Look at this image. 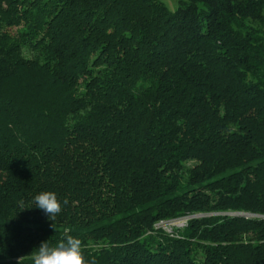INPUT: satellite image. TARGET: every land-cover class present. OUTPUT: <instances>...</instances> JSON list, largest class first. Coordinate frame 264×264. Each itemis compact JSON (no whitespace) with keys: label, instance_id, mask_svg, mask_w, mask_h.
Returning <instances> with one entry per match:
<instances>
[{"label":"trees","instance_id":"trees-1","mask_svg":"<svg viewBox=\"0 0 264 264\" xmlns=\"http://www.w3.org/2000/svg\"><path fill=\"white\" fill-rule=\"evenodd\" d=\"M65 231L95 264H264V0H0V264Z\"/></svg>","mask_w":264,"mask_h":264},{"label":"clouds","instance_id":"clouds-1","mask_svg":"<svg viewBox=\"0 0 264 264\" xmlns=\"http://www.w3.org/2000/svg\"><path fill=\"white\" fill-rule=\"evenodd\" d=\"M35 207L43 210L48 219L51 220L52 227L56 230L54 221L62 211L61 201L58 199L54 191H41L33 198ZM64 205L68 204V200L63 201ZM30 207H22L21 210ZM32 264H95V258L86 259L82 240L68 231L62 239L54 246L48 243V240L42 241L39 247L31 252ZM18 264H21L19 258Z\"/></svg>","mask_w":264,"mask_h":264},{"label":"built area","instance_id":"built-area-1","mask_svg":"<svg viewBox=\"0 0 264 264\" xmlns=\"http://www.w3.org/2000/svg\"><path fill=\"white\" fill-rule=\"evenodd\" d=\"M190 217H184V218H180V219H177V220H171V221H169V222H162V223H166V224H170L168 227L169 228H167L166 227V229L168 230V231H172V228L173 227H180V228H182V227H184V226H186V224H187V222H188V219H189ZM184 221H186V222H184Z\"/></svg>","mask_w":264,"mask_h":264},{"label":"rangeland","instance_id":"rangeland-1","mask_svg":"<svg viewBox=\"0 0 264 264\" xmlns=\"http://www.w3.org/2000/svg\"><path fill=\"white\" fill-rule=\"evenodd\" d=\"M172 10H174V9H176L177 8V6H178V0H163ZM243 214V213H242ZM243 215H248V216H251V214H243ZM163 222V221H162ZM162 222H160V223H158V226L159 225H163L165 228L167 227V228H169L168 226L170 225V224H164V223H162ZM184 222H186V221H184Z\"/></svg>","mask_w":264,"mask_h":264}]
</instances>
